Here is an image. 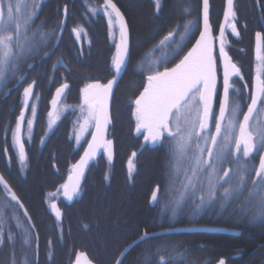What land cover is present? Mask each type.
<instances>
[{
    "label": "trees",
    "instance_id": "16d2710c",
    "mask_svg": "<svg viewBox=\"0 0 264 264\" xmlns=\"http://www.w3.org/2000/svg\"><path fill=\"white\" fill-rule=\"evenodd\" d=\"M100 2L101 0H89L93 6ZM113 2L126 18L132 46L131 64L115 90L111 108L112 126L108 137L114 142L113 163L110 165L102 156L91 165L80 194L73 204L67 206L63 202L59 203L63 217L61 223H57L50 214V203L61 192V185L65 183L69 173L68 167L78 158L85 143L84 139L77 147L75 140L79 121L77 111L80 90L88 83L97 80L104 83L112 76L109 64L116 42L115 39L108 41L105 38L104 24H100L95 16L86 12L84 0H81L86 21L83 27L88 33V38L80 44V48L72 40L64 38L54 50L53 47L50 48L65 57L66 66L70 70L66 81L71 87L65 98L70 107L65 109L71 112L65 117L60 113V119L52 129L48 128V100L59 83L51 86L45 78L41 79L36 91L40 99L33 127L35 138L27 136L26 124L24 127L23 142L27 161L23 168L12 148L11 134L21 104H8L4 107L0 103V175L4 176L24 206L21 208L15 201H11L0 185V210L4 213L0 220L4 222L5 236L10 229L14 233L17 232V220L12 219L13 215H16L24 227L31 230L32 259L35 264H74L78 253H83L82 257L94 264H114L121 251L143 232L149 234L173 228L204 227L210 229L147 239L132 248L122 260V264H145L144 253H153L158 246L171 250L173 245L176 246L175 251L187 252L184 264H217L221 258L229 264H243V260L256 249L249 257L248 264H264V224L250 223L247 217L238 211L239 204L247 196L246 192L240 201H234L226 210H221L217 201L215 207L205 208L199 214H193L194 205L187 199L186 206L175 216L171 210H168L165 217L156 216L153 209L151 214L147 212L148 200L158 185L161 188V198L165 196L164 190L169 187L173 164L169 142L165 140L156 149L145 147L139 154L132 156L140 146V137L135 135L136 120L133 116L132 101L143 90L148 74L146 71L141 73L134 69L142 58L147 67L150 60L158 62L164 55L163 48L154 49V45H157L163 36L161 25L165 23L169 32L178 23L196 20L193 34L183 42L179 54L174 58L169 55L171 60L168 63H156L153 67L163 71L165 67L170 68L183 57L200 29L201 0H160L159 11L154 0ZM69 3V0H54V5H59L60 8L65 4L69 6ZM209 3L210 24L212 30L216 31L224 0H209ZM189 7L190 14H185L184 9ZM259 7L262 10L261 5ZM234 10L237 13L239 36L230 38L231 45L227 46V49L241 69L245 82L250 86L253 67L256 65L252 58L253 33L258 25L256 4L254 0H234ZM179 31H183V28ZM179 38L177 35L176 39ZM168 50L171 52V49ZM235 81L238 82L239 79ZM9 98L14 101L21 99L19 92L10 93ZM30 115L29 112V118ZM5 124L9 125L6 134ZM5 139L7 145L4 143ZM6 146L9 148L8 156L3 154ZM130 157L134 165L131 174L128 170ZM184 163L185 167L176 173L177 188L181 186L184 170L190 160L186 159ZM53 164L56 165L57 172L52 169ZM200 194L199 191L195 193L197 203ZM5 200L8 201L7 207L4 206ZM25 211L27 216L24 215ZM226 231H235L238 234ZM21 243L22 239L17 234L15 254L18 260L22 259L23 255ZM10 258L11 249L5 243L0 246V264H10ZM158 259V256L154 257L151 264H157Z\"/></svg>",
    "mask_w": 264,
    "mask_h": 264
},
{
    "label": "snow or ice",
    "instance_id": "6c2138e0",
    "mask_svg": "<svg viewBox=\"0 0 264 264\" xmlns=\"http://www.w3.org/2000/svg\"><path fill=\"white\" fill-rule=\"evenodd\" d=\"M44 0H0V86L16 80L15 87L27 79V71L33 65L24 67L23 62L31 56L39 54V45L47 44V37L43 31L37 33L29 30L38 16ZM157 11L160 8V0H154ZM203 29L200 31L199 39L190 51L174 67H165L160 71L158 67H153L157 63L150 60L145 67L143 58L136 65L134 71L147 72L146 82L143 91L132 103L135 105L133 116L136 120V132L144 134L145 142L152 144H162L169 142V150L173 161L172 172L170 174L169 187L164 190V195L170 199L164 201L161 212L171 210L175 216L186 206V200L191 199L193 203V214H199L205 208H212L219 201V208L226 210L234 201H240L241 196L247 193L246 198L239 204L238 211L250 223L264 224V34L256 32V74L249 86L247 83L244 89L245 96L240 89L234 88V77L243 80L241 69L233 63L226 51L225 27L231 29L234 36H239L237 30V13L234 10V0H226L224 10L225 24L220 28L219 60L223 64V95L220 96L218 88V61L214 53L212 40V26L210 20L209 0H202ZM86 12L95 16L102 10L107 17L108 28L111 36H114L115 28L119 27V40L115 42V54L111 61L112 79L106 84L99 80L86 84L81 91V104L79 106L81 114L87 111L84 122L80 126V131L76 134L77 147L84 139L89 126L94 123L95 130L91 132V140L87 143L83 155L79 161L71 165L68 182L61 185L63 195L68 201H72L79 196L80 180L85 174V168L89 161L97 155L98 149L103 148L109 163L113 159L112 141L105 139V133L109 119V99L113 95L114 84L127 69L130 60V40L128 26L124 20L120 9L113 0H103V4L98 7L84 0ZM185 14H190V7L184 9ZM67 7H65V19L58 22L61 29L60 34H56L57 43L53 45V50L58 46V41L62 39L63 29L66 27ZM90 18V17H89ZM43 23V22H42ZM196 20H187L183 24H177L165 35L157 45L155 50L169 48L171 52L164 55L167 61L169 55L174 58L182 50L183 42L190 39L193 29L196 27ZM39 27V26H37ZM183 28V31H179ZM72 32L76 40L87 39L88 33L84 27L77 25ZM54 32L47 35L52 36ZM39 35L42 39L37 40ZM179 35V40L176 36ZM148 55V54H146ZM48 56V53H45ZM55 69V65L53 66ZM53 79L54 78H50ZM36 81L33 80L23 88L22 108L16 118L15 127L11 129L12 148L15 150L21 168L26 166L27 156L25 143L23 142V125L27 123V136L33 134V120L37 117V104L30 103L31 98L40 99L34 91ZM69 88L67 83H62L56 88L52 98V111L48 112V128L52 129L57 120L60 119L61 108L58 102ZM13 89L9 90V94ZM235 97V98H234ZM214 100H218V112L214 106ZM247 111H244V105ZM64 108L70 106H63ZM31 110L32 118L25 114V110ZM242 115V119H241ZM214 125V130H213ZM9 130V125H4L5 134ZM141 130H146V134ZM7 145V139L4 140ZM5 156L9 154V148H4ZM206 154V155H205ZM132 156H136L134 152ZM259 157L256 164L255 158ZM190 160L189 168H186L185 175L179 188L175 187L176 173L180 170V163L183 160ZM231 165L224 168V164ZM132 157L128 160V170L131 174L133 170ZM190 171V174H189ZM223 172V175H220ZM107 179V175L105 176ZM198 182V183H197ZM0 185L4 192L15 201L21 208L15 192L12 190L3 175H0ZM227 185V186H225ZM199 191V202L195 200V193ZM161 188L158 185L151 193V202L161 203ZM173 193H176L173 195ZM4 206H8V201H4ZM57 221L61 220V210L56 203L51 204ZM0 210V216H3ZM28 215L27 211L24 213ZM12 219L17 220L14 233L11 229L5 236L4 222L0 220V246L5 245L11 249L10 264H35L32 259L31 250V230L24 227L16 215ZM28 223H31L29 218ZM22 239V259L18 260L15 254L16 236ZM157 234L149 236L147 232L132 241L122 252L121 256L137 242L143 243L146 239H155ZM51 246V241L49 242ZM173 245L171 250L165 246H158L153 253H144L145 264H151L154 257H159L157 264H184L187 259V252L175 251ZM83 253H78L76 264H80ZM50 259L52 253L49 254ZM117 264H122V260ZM217 264H226V260L221 258Z\"/></svg>",
    "mask_w": 264,
    "mask_h": 264
},
{
    "label": "flooded vegetation",
    "instance_id": "af4514ba",
    "mask_svg": "<svg viewBox=\"0 0 264 264\" xmlns=\"http://www.w3.org/2000/svg\"><path fill=\"white\" fill-rule=\"evenodd\" d=\"M6 1V0H5ZM70 3H69V6L67 4L65 5H61V8L59 5L55 6L54 5V0H44L43 4L41 5L40 7V10H39V13H38V16L34 19V23L31 25V29L29 30V36L32 35V31L35 30L37 33L43 31L45 33V36L47 37V44H41L39 45V54L38 55H35L34 57L31 56V54H29V58H27L24 62H23V67L21 68V71L23 72L24 70V67H26L27 65H33L32 68L28 69L27 71V79L19 84L18 87H15L14 88V85L16 84V80H11L10 83H7L6 85H3V86H0V103L3 104L4 107H7V105H14V104H21L20 105V109L17 113V116H19L20 114V110L22 108V93H23V88L27 86L28 83H31L33 80L36 81V84H35V88H34V91L36 93L37 91V87H38V84H39V81L41 79H46L47 81H49V84L52 86L54 85L55 83L58 84L56 88H58L62 83H67L69 85V88L66 90L64 96L62 97V99L60 100L59 104H58V108H62V111L60 113H62V117H65L67 114H69L71 111H69V109H65L63 106L67 105L68 106V103H66V95L71 87L70 83H68L66 81V78L69 76L70 74V70L69 68L66 66V62L64 60V56L59 53V52H56V51H52L50 50L51 47H53L54 44L57 43V39H56V34H60L61 33V29L60 27H58V22L62 19H65V7H67V12H68V15H67V20H66V27L63 29V32H62V39H67V40H72L73 42H75L77 44V46L80 48V44L85 42L86 40L85 39H81L80 41H77L76 40V37H75V34L72 32V29L73 27L77 26V25H81V26H85V13L84 11L82 10V5L80 3L81 0H69ZM72 1V2H71ZM255 4H256V13H257V20H258V25H257V29L254 31L253 33V45H254V36L256 34V32H261L262 34H264V0H254ZM103 4V0H101V2L97 5H95L96 7H98L99 5H102ZM71 5V6H70ZM259 5H261L262 7V10L260 9ZM223 9H224V3H223ZM122 13V12H121ZM123 14V13H122ZM222 14H223V10H222ZM222 14H221V18H220V22H221V19H222ZM124 16V15H123ZM95 18L97 19V21L100 23V24H104V33H105V38L108 40V41H112V40H116V42H118L119 40V28L118 26L115 28V33H114V36H111L110 33H109V28H108V20H107V17H105L103 15V12L102 10L98 12L97 15H95ZM126 20V18H125ZM43 22V23H42ZM210 22V20H209ZM220 22H219V25H220ZM127 23V21H126ZM39 26V27H37ZM127 26H128V23H127ZM200 27H201V6H200ZM58 28V29H56ZM85 29V28H84ZM160 31L161 33L163 34L162 38L167 35L168 31H167V27H166V24L164 23V25L160 27ZM218 29H219V26L218 28L216 29V31L212 30V34L213 36L215 37L217 35V32H218ZM128 30H129V37H130V51L132 50V46H131V34H130V29H129V26H128ZM56 31V34H53L52 36H48L47 34L49 32H54L55 33ZM199 32H200V29H199ZM199 32H198V35L195 39V41L197 40L198 36H199ZM233 34L232 32L229 30V28L226 26L225 28V40H226V51L228 52V49H227V46L231 45L229 42H230V38H233ZM161 38V39H162ZM36 39L37 40H41L42 38L37 35L36 36ZM61 41V39L58 41V44L59 42ZM194 41V42H195ZM194 42L192 43V45L194 44ZM52 43V44H51ZM191 45V46H192ZM253 45H252V58H253V61L254 63L256 64V61L254 60V57H253ZM190 46V48H191ZM189 48V49H190ZM164 49V54L165 52H169L170 51L168 50V48H163ZM189 49L187 50V52L189 51ZM115 51H116V48H114V54H115ZM186 52V53H187ZM45 53H48V56H45ZM186 53L184 55H186ZM229 54V53H228ZM183 55V57H184ZM215 55L217 57V61H218V67H219V70H218V88H219V93H220V96H222V93H223V85H222V77H221V67H220V60H219V54H218V50H217V47L215 49ZM230 56V55H229ZM182 57V58H183ZM181 58V59H182ZM230 58L232 59V57L230 56ZM56 59V61H55ZM131 54H130V60L128 62V65H127V68L128 66L131 64ZM180 59V60H181ZM179 60V61H180ZM112 61V60H111ZM178 61V62H179ZM233 61V59H232ZM177 62V63H178ZM175 63V64H177ZM233 63H235L233 61ZM174 64V65H175ZM236 64V63H235ZM55 65V69H54V66ZM173 65V66H174ZM110 66V69H111V62L109 64ZM238 66V65H237ZM172 67V66H171ZM170 67V68H171ZM239 67V66H238ZM126 71V70H125ZM124 71V73H125ZM112 73V72H111ZM113 75V73H112ZM124 75V74H123ZM122 75V77H123ZM255 75V74H253ZM252 75V77H253ZM121 77V79H122ZM252 77H251V83H252ZM50 78H54V82H53V79H50ZM85 78L83 77V80ZM112 79V76L110 78H108L104 84H106L108 82V80ZM120 79V80H121ZM239 77H234V80H238ZM120 82V81H119ZM92 83V82H91ZM245 80H240L234 84V88H238L241 90L242 93H244V95L246 96L247 95V92L245 91L244 89V85H245ZM251 83H250V86H251ZM119 84V83H118ZM117 84V86H118ZM116 86V88H117ZM56 88L53 90L49 100H48V103H49V111H51V101H52V98L54 97L55 95V91H56ZM115 88V90H116ZM10 89H13L10 93L12 92H19V97L21 98L20 100H17V101H14V100H11L9 98V90ZM143 91V90H142ZM114 94H115V91L113 93V97H114ZM139 96V95H138ZM113 97H112V102H113ZM235 98V97H234ZM30 103H35L37 104L38 103V100L33 97L31 98L30 100ZM81 104V91H80V98H79V106ZM214 106L218 112V108H219V103H218V100H214ZM135 107V106H134ZM111 108H112V104H111ZM246 108H247V105L245 104L244 106V111H246ZM5 109V108H4ZM79 111H77L78 113V123L80 124V121L81 123L84 122V117L87 115V111H85L83 114H81L80 112V108H78ZM67 111V112H66ZM29 112L31 113V110L30 108L27 109V113H26V116L28 117V114ZM16 116V118H17ZM47 116H48V113H47ZM30 118H32V114L30 115ZM241 119H242V115H241ZM59 120V119H58ZM57 120V121H58ZM112 120V118H111ZM35 122H36V118H34L33 120V127L35 126ZM15 123H16V119H15ZM25 124L27 126V123L25 121L24 123V126H23V131H24V127H25ZM93 124L90 125V133L87 132V133H84V139H85V143H84V146H83V149L81 151V153L83 152L87 142H88V139L90 137V134L92 132V128H93ZM213 130H214V125H213ZM77 130H75V136L77 134L76 132ZM89 133V134H88ZM143 133V132H142ZM35 133L32 134V139L35 138L34 136ZM88 135V136H87ZM109 135V134H108ZM135 135L140 137V146L142 145V140L144 138V134H136V131H135ZM84 139H82V141H84ZM107 140H111L109 139V137L107 138ZM81 141V142H82ZM113 142V140H111ZM164 142V141H163ZM161 145V144H160ZM160 145H157L156 147H150V144L149 142H146L145 146L143 147V149L146 147V148H149V149H156L158 146ZM139 146V148H140ZM138 148V149H139ZM137 149V150H138ZM142 149V150H143ZM141 150V151H142ZM140 151V152H141ZM263 151V150H262ZM139 152V153H140ZM80 153V155H81ZM134 153V152H133ZM132 153V154H133ZM136 154H139L137 153V151L135 152ZM79 155V156H80ZM206 155V154H205ZM78 156V158H79ZM106 157L105 153H104V150L102 152V154L100 155V157ZM99 157V158H100ZM77 158V159H78ZM77 159L74 161V163L77 161ZM113 159H114V142H113ZM98 160V159H97ZM108 161V159H107ZM256 164H258L259 162V157L257 156L255 158V161H254ZM73 163V164H74ZM109 163V161H108ZM113 163V162H112ZM71 164V165H73ZM110 164V163H109ZM71 165L68 167L69 169V173L67 174V177H66V182H68V178H69V174H70V171H71ZM111 165V164H110ZM190 165V164H189ZM189 165L187 166V168H189ZM231 165H229L228 163H225L224 164V168H229ZM91 167V166H90ZM52 169L57 172L58 169L56 167L55 164H53L52 166ZM90 169V168H89ZM89 172V171H88ZM88 174V173H87ZM189 174H190V171H189ZM220 175H223V172H220ZM87 176V175H86ZM86 179V178H85ZM85 181V180H84ZM64 183V184H65ZM84 184V183H83ZM83 186V185H82ZM227 186V185H225ZM157 187H155L154 189H156ZM63 188L61 189V192L54 198V200L51 202H55L57 201L58 203V207H59V203L60 202H63L64 204H66L64 202V198H63ZM77 198V197H76ZM75 198V200H76ZM169 199L168 196H164L161 198V203L160 204H151L150 203V200H151V195L149 197V200H148V209H147V212L148 213H152L150 212L152 209H153V213H155L154 215L156 216H160V217H165L167 212H161V208L163 207V203L164 201H167ZM74 200V201H75ZM188 202H192L191 199H188ZM50 203V204H51ZM73 204V203H72ZM71 204V205H72ZM67 205V204H66ZM71 205H67V206H71ZM60 209V207H59ZM61 210V209H60ZM62 211V210H61ZM63 213V211H62ZM63 217V216H62ZM227 233H231V234H238V232H235V231H226ZM144 233V232H143ZM153 233V232H152ZM137 239V238H136ZM147 240V239H146ZM140 244V243H139ZM138 245V244H137ZM260 246V245H259ZM257 250V249H256ZM256 250H254L250 256L253 255L254 252H256ZM249 255L247 256L246 259L243 260V264H248L249 263ZM85 259L84 257H81V261ZM74 264H76V261L74 262ZM226 264H229V263H226Z\"/></svg>",
    "mask_w": 264,
    "mask_h": 264
},
{
    "label": "water",
    "instance_id": "95a60500",
    "mask_svg": "<svg viewBox=\"0 0 264 264\" xmlns=\"http://www.w3.org/2000/svg\"><path fill=\"white\" fill-rule=\"evenodd\" d=\"M226 6H227V4H226V0H224V9H223V14H222V19H221V22H220V25H219V29H218V32H217V35L214 37L213 36V34H212V40H213V44H214V53H215V49H216V47H217V50H218V54H219V44H220V28H221V25L222 24H225V20H224V10H225V8H226ZM202 8H203V4H202V0H201V27H200V31L203 29V17H202ZM121 12V11H120ZM122 14V13H121ZM123 15V14H122ZM124 17V16H123ZM124 20H125V17H124ZM125 22H126V20H125ZM127 24V23H126ZM119 28V27H118ZM226 28V27H225ZM199 35H200V32H199ZM197 39H199V36H198V38ZM129 40H130V37H129ZM196 43V41L194 42V44ZM193 44V45H194ZM193 45L191 46V48L193 47ZM255 47H256V39H255V36H254V45H253V57H254V60L256 61V59H255ZM191 48L189 49V51L191 50ZM188 53V52H187ZM186 53V54H187ZM232 60V59H231ZM179 63V62H178ZM176 65V64H175ZM174 65V66H175ZM174 66H172V67H174ZM171 67V68H172ZM220 67H221V77H222V85H223V64H222V61H220ZM124 74V72L121 74V77H122V75ZM121 77L120 78H118V82L116 83V84H114V87H113V93H114V91H115V88H116V86H117V84L119 83V81H120V79H121ZM254 78H255V75L252 77V82H253V80H254ZM217 82H218V80H217ZM252 84V83H251ZM67 90V89H66ZM66 90H65V92H66ZM222 95H223V93H222ZM112 97H113V95H112ZM112 97L109 99V107H108V111H109V119H110V121H111V123L108 125V127H107V131H106V133H105V139H107L108 138V134H109V130H110V128H111V126H112V120H111V104H112ZM60 102V101H59ZM59 102H58V104H59ZM135 106V105H134ZM53 110V107L51 106V111ZM246 111H247V108H246ZM27 113V109L25 110V114ZM24 126V125H23ZM95 130V127H94V125H93V128H92V131H94ZM143 133H145L146 134V130H141ZM136 134H138L137 132H136ZM91 134H90V137H89V139H88V141H90L91 140ZM88 143V142H87ZM145 144H146V142H145V140H144V138H143V140H142V145L140 146V148L137 150V153H139L142 149H143V147L145 146ZM149 144H150V147H156L157 145H160V144H152L151 142H149ZM85 148H87V144H86V146H85ZM85 148H84V150H85ZM84 150H83V152L81 153V155L79 156V158L77 159V161H79V159H80V157L83 155V153H84ZM264 151V150H263ZM102 152H103V148H101V149H98V151H97V155H96V157H94L92 160H90L89 161V164H88V166H86V168H85V174H84V176L83 177H81V180H80V188L82 187V185H83V183H84V180H85V178H86V175H87V173H88V171H89V168H90V166L97 160V159H99V157H100V155L102 154ZM112 153H113V143H112ZM106 155V154H105ZM107 157V156H106ZM76 161V162H77ZM75 162V163H76ZM112 162H113V159H112V161H111V163L110 164H112ZM74 163V164H75ZM62 195H63V193H62ZM63 198H64V202L67 204V205H71L73 202H74V200H75V198L72 200V201H68L65 197H64V195H63ZM53 203H56V206L58 207V203H57V201H55V202H53ZM150 203L151 204H153L152 202H151V200H150ZM52 204V203H51ZM51 204H50V214L55 218V220H56V222L57 223H61V221H62V217H61V220L60 221H57V219H56V217H55V213L52 211V208H51ZM59 208V207H58ZM61 214H62V216H63V213H62V211H61ZM210 228H204V227H184V228H173V229H166V230H161V231H157V232H153V233H149V236H151L152 234H157V237H159V236H164V235H170V234H178V233H197V232H204V231H206V230H209ZM144 234V233H143ZM142 234V235H143ZM140 237V236H139ZM138 237V238H139ZM138 238L137 239H135V240H133V241H138ZM131 243V242H130ZM129 243V244H130ZM128 244V245H129ZM137 244H139V242H137L135 245H133L127 252H126V254L125 255H123V256H121V253L119 254V256L117 257V259H116V261H115V263L114 264H117V262L118 261H121V260H123L124 259V257L129 253V251L132 249V248H134ZM127 245V246H128ZM126 246V247H127ZM125 247V248H126ZM124 248V249H125ZM123 249V250H124ZM122 250V251H123ZM121 251V252H122ZM80 264H94V263H92V262H90V261H88L86 258L85 259H83L81 262H80Z\"/></svg>",
    "mask_w": 264,
    "mask_h": 264
},
{
    "label": "rangeland",
    "instance_id": "374dc122",
    "mask_svg": "<svg viewBox=\"0 0 264 264\" xmlns=\"http://www.w3.org/2000/svg\"><path fill=\"white\" fill-rule=\"evenodd\" d=\"M5 3H7V0L5 1ZM229 30L231 31L230 28H229ZM233 36H234V35H233ZM234 37H237V36H234ZM184 42H185V41H184ZM168 53H169V52H165V54H168ZM165 54H164V55H165ZM164 55L158 60V62H157L158 64H166V63H168V62L171 60V57H170V58L168 57V60L165 61V60H164ZM253 74H256V65L253 67L252 75H253ZM253 76H254V75H253ZM243 80H244V79H243ZM243 80H242V81H243ZM81 124H83V122L81 123V121H80V124H79V123L77 124V129H76V130H77V131H76L77 133L80 131V126H81ZM89 127H90V126H89ZM185 160H186V159H185ZM185 160H183L182 162H179V163H180V168L185 167V163H184ZM173 163H177V161H173Z\"/></svg>",
    "mask_w": 264,
    "mask_h": 264
}]
</instances>
